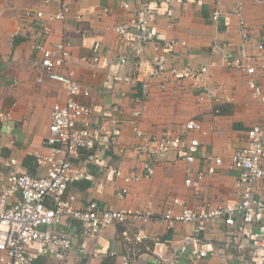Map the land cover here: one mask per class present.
<instances>
[{
    "label": "crops",
    "instance_id": "1",
    "mask_svg": "<svg viewBox=\"0 0 264 264\" xmlns=\"http://www.w3.org/2000/svg\"><path fill=\"white\" fill-rule=\"evenodd\" d=\"M119 0H73L63 21H49L57 11L56 3L45 0H0V107L8 119L0 126V173L14 169L31 176L43 174L36 155H45L43 144L48 133L50 110L65 98L62 86L47 78L39 80L41 68L34 44L41 41L48 48L57 43H70V58L59 72L70 74L88 97H79L82 104L93 109L88 127L113 136L100 137L90 151H82L73 160L72 170L78 179L69 184L68 192L75 196L74 208L83 209L91 202L104 207L154 213L151 220L136 219L106 227L95 238L85 237L81 225L67 217L57 230L72 238V248L62 259L42 253L38 245L29 246L35 264H163L162 259L174 252L186 235L195 234L206 245L208 254L224 246L228 229L222 220L206 225L176 223L167 227L159 220L178 198L187 206L199 208L205 204L225 207L238 201L236 187L238 171L231 167L230 156L237 150H248L249 128L260 122L264 102L253 96L244 72L231 68L227 61L244 52L258 67L264 63V0H240L238 12L234 0H125L129 10L120 7ZM156 9L153 23L156 42L175 40L180 43L168 53V72L150 77L149 60L153 46L130 52L118 39L114 26L127 20L140 4ZM170 9L171 16L166 12ZM218 9L221 18L211 19ZM41 12L38 22L32 14ZM29 13L31 16H28ZM249 27L251 40L243 43L239 20ZM47 25L48 35L41 36ZM129 54L121 63L119 58ZM106 59L104 68L94 66V58ZM205 68L200 76L187 71ZM176 70L173 74L171 71ZM258 82L264 92V73L257 70ZM149 86V96L143 103L139 128L145 134L168 137L178 134L189 119L200 122L202 132L194 133L200 141L195 160L187 164L177 151L155 163L148 179L125 182L132 171H144L148 160L133 151L131 112L141 105V85ZM117 121L113 126L111 121ZM92 155L93 159L88 157ZM213 158L222 164L213 176L205 178L198 191L185 185L186 171L193 173L213 165ZM15 160V165H9ZM112 169H118L114 176ZM126 189L123 199L116 192ZM254 196L264 200V180L254 186ZM18 198V195H16ZM51 206V203H49ZM174 213L180 208L175 206ZM251 237H242L240 247L226 250L222 257L198 260L194 264H264L256 254L264 255L259 244L262 232L250 227ZM125 258V259H124Z\"/></svg>",
    "mask_w": 264,
    "mask_h": 264
},
{
    "label": "built area",
    "instance_id": "2",
    "mask_svg": "<svg viewBox=\"0 0 264 264\" xmlns=\"http://www.w3.org/2000/svg\"><path fill=\"white\" fill-rule=\"evenodd\" d=\"M234 1L238 12H241V1ZM45 2H53L57 5V11L48 20L63 21L70 11L73 0H45ZM118 3L124 10H129L130 5L127 1L119 0ZM171 14L172 11L168 9L166 15L171 16ZM27 15L31 16L29 13ZM32 17L38 22L43 20L41 12H35ZM156 18V9L148 3H143L132 11L127 20L116 24L113 28L118 39L129 47L130 52L153 46L152 57L149 60L139 57L137 63L139 73L143 72L144 61L150 65L151 70L148 72L150 77L165 75L168 72L167 63L170 55L168 52L184 44L175 40L157 43L153 28ZM220 18V11L215 9L211 13V19L218 22ZM239 27L243 43L251 40L250 29L242 18L239 20ZM49 32V27L42 24L41 36H46ZM258 49L263 50L264 45L259 44ZM34 50L39 56L41 68L39 80L47 78L59 83L64 90L65 98L63 101L55 102L50 110L48 133L43 142L48 153L36 155L37 165L43 169V174L31 176L14 169L0 173V264H35V257L29 251L31 245H38L42 253L62 259L72 248V238L57 230L64 217L78 222L82 234L89 238H95L106 227L115 223L154 218V213L149 209L132 212L110 206L104 207L97 202H91L83 209L74 208L75 196L68 192L69 184L78 179V175L72 170L73 160H78L82 151L92 150L102 135L111 137L113 132H103V126L95 131L89 129L88 121L93 109L79 101L80 96L88 97L89 91L81 88L72 75L59 72L70 58V43L65 40L57 43L53 48H48L43 42L38 41L34 44ZM128 59L129 54L119 58L121 63H125ZM106 64V59L102 55L94 58L96 68H104ZM227 65L244 72L253 96L264 102V92L258 82L257 73L258 68L264 73V63L257 67L252 62V58L242 52L228 60ZM175 71L174 69L171 72L177 74ZM205 71V68H201L181 75L189 73L192 76H200ZM148 96L149 86L143 82L141 97L135 99V103L141 105V109L135 108L131 112L134 118L132 149L137 155L146 157L148 165L144 171H132L124 178L127 183L150 178L154 173L155 163L172 151H177L187 164H191L200 149V141L193 134L203 132L200 122L195 119H189L181 125L175 136H149L140 130L138 123L142 115L143 103ZM7 119L8 114L0 107V126ZM111 124L116 126L117 121L112 120ZM247 138L250 148L234 151L230 156L231 167L239 173L236 181L238 189L236 203L217 208L207 203L202 207L192 208L180 199L174 198L171 207L159 218L167 227H173L176 223L200 226L222 220L228 229L224 246L208 254L206 245L195 234L186 235L178 248L168 258L162 259L163 264H194L208 255L222 257L226 250L240 247V238L251 237L252 226H257L262 232L258 241L264 247V200L254 196L255 184L264 180V112L260 122L247 131ZM93 157L90 155L88 158L91 160ZM221 164L220 158H213V165L203 170L195 173L187 170L185 185L198 191L201 182L213 176L216 168ZM9 165H15V160H11ZM111 172L114 176L120 174L118 169H112ZM126 192V189H120L116 192V197L123 199ZM175 206L180 208L178 214L174 213ZM255 254L257 259L264 263V255Z\"/></svg>",
    "mask_w": 264,
    "mask_h": 264
}]
</instances>
